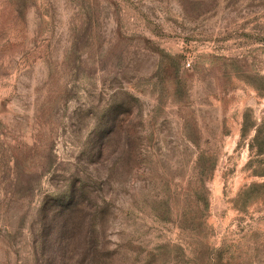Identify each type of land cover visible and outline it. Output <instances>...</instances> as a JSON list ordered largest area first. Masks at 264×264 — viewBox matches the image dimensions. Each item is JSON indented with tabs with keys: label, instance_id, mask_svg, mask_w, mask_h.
<instances>
[{
	"label": "rangeland",
	"instance_id": "rangeland-1",
	"mask_svg": "<svg viewBox=\"0 0 264 264\" xmlns=\"http://www.w3.org/2000/svg\"><path fill=\"white\" fill-rule=\"evenodd\" d=\"M0 264H264V0H0Z\"/></svg>",
	"mask_w": 264,
	"mask_h": 264
}]
</instances>
